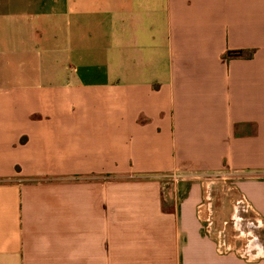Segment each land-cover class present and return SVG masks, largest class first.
Returning a JSON list of instances; mask_svg holds the SVG:
<instances>
[{
    "label": "crops",
    "instance_id": "1",
    "mask_svg": "<svg viewBox=\"0 0 264 264\" xmlns=\"http://www.w3.org/2000/svg\"><path fill=\"white\" fill-rule=\"evenodd\" d=\"M0 264H264V0H0Z\"/></svg>",
    "mask_w": 264,
    "mask_h": 264
},
{
    "label": "rangeland",
    "instance_id": "2",
    "mask_svg": "<svg viewBox=\"0 0 264 264\" xmlns=\"http://www.w3.org/2000/svg\"><path fill=\"white\" fill-rule=\"evenodd\" d=\"M221 181H217V182H219V183H223V182H227V181H225V180H222L221 178H219ZM214 198H215V202H214V211L216 212L217 210H220L221 209V204H226V202L228 203V194H227V192H226V189H225V191H223V190H220V191H217V192H215V196H214ZM229 198H230V196H229ZM228 214V213H227ZM222 222L223 221H213V225H212V227H211V225L210 226H208V224L210 223H212V222H208V223H206V224H204V227H203V233L205 234V235H210V234H212L211 233V231H209V229L211 228L212 230H215V228L217 227V226H220L221 224H222ZM214 228V229H213ZM232 248V250L230 251V252H226V251H224V250H220V255H225V254H229V253H235L236 255H238V250L236 249V247L235 246H232L231 247Z\"/></svg>",
    "mask_w": 264,
    "mask_h": 264
},
{
    "label": "trees",
    "instance_id": "3",
    "mask_svg": "<svg viewBox=\"0 0 264 264\" xmlns=\"http://www.w3.org/2000/svg\"><path fill=\"white\" fill-rule=\"evenodd\" d=\"M252 57V52H238V53H228L227 58H243L250 59Z\"/></svg>",
    "mask_w": 264,
    "mask_h": 264
}]
</instances>
